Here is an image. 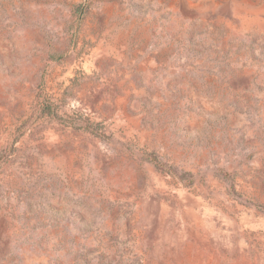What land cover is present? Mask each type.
<instances>
[{"label": "rangeland", "instance_id": "obj_1", "mask_svg": "<svg viewBox=\"0 0 264 264\" xmlns=\"http://www.w3.org/2000/svg\"><path fill=\"white\" fill-rule=\"evenodd\" d=\"M0 264H264V0H0Z\"/></svg>", "mask_w": 264, "mask_h": 264}]
</instances>
